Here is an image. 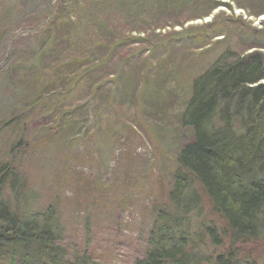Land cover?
Segmentation results:
<instances>
[{
	"label": "rangeland",
	"instance_id": "obj_1",
	"mask_svg": "<svg viewBox=\"0 0 264 264\" xmlns=\"http://www.w3.org/2000/svg\"><path fill=\"white\" fill-rule=\"evenodd\" d=\"M180 2L0 0V159L36 208L59 209L69 252L98 264L143 256L193 79L227 50L264 57V0ZM14 119L25 134L5 129Z\"/></svg>",
	"mask_w": 264,
	"mask_h": 264
},
{
	"label": "trees",
	"instance_id": "obj_2",
	"mask_svg": "<svg viewBox=\"0 0 264 264\" xmlns=\"http://www.w3.org/2000/svg\"><path fill=\"white\" fill-rule=\"evenodd\" d=\"M180 1L149 3L167 11ZM48 40L30 69L51 59L56 39ZM263 80V56L229 50L193 79L179 123L189 140L135 264H264ZM11 122L5 129L23 133L24 123ZM27 185L11 161L0 159V264H98L69 252L59 209L36 208Z\"/></svg>",
	"mask_w": 264,
	"mask_h": 264
},
{
	"label": "bare ground",
	"instance_id": "obj_3",
	"mask_svg": "<svg viewBox=\"0 0 264 264\" xmlns=\"http://www.w3.org/2000/svg\"><path fill=\"white\" fill-rule=\"evenodd\" d=\"M264 20V19H263Z\"/></svg>",
	"mask_w": 264,
	"mask_h": 264
}]
</instances>
